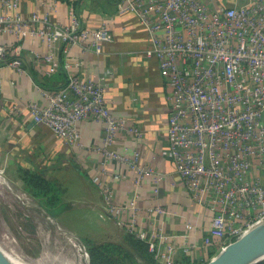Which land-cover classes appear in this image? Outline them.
Listing matches in <instances>:
<instances>
[{
	"label": "built area",
	"instance_id": "2783aa9c",
	"mask_svg": "<svg viewBox=\"0 0 264 264\" xmlns=\"http://www.w3.org/2000/svg\"><path fill=\"white\" fill-rule=\"evenodd\" d=\"M0 3V33L10 34L18 47L26 38L44 43L46 52H36L37 58L48 62L50 69L62 65L69 71L57 88L43 91L46 102H27L34 122L47 126L70 147L99 154L90 174L100 196L95 202L99 216L114 220L154 250L158 229L149 232L137 219L141 210L149 219L168 210L158 201L141 206L138 199L144 179L150 178L157 197L168 174L145 160L136 146L131 151L116 147L121 136L141 139L143 134L107 103L106 74L83 77L70 70L75 64L70 58L73 46L101 53L103 45L113 40L112 31L105 24L85 25L72 4L69 20L62 22L38 10L24 16L20 0ZM120 11L133 13L145 28L149 44L144 52L157 59L169 85L162 153L185 192L211 210L210 233L220 239L222 249L264 222V0L240 5L217 0H124ZM61 42L65 43L62 63L55 55ZM12 48L0 42V61L23 72L22 58L12 57ZM89 117L103 125L99 142L82 136L80 124ZM116 165L124 169H115ZM118 180L133 185L123 204L115 197ZM123 211H128L127 218ZM73 243L89 258L79 239Z\"/></svg>",
	"mask_w": 264,
	"mask_h": 264
},
{
	"label": "crops",
	"instance_id": "0c3cea01",
	"mask_svg": "<svg viewBox=\"0 0 264 264\" xmlns=\"http://www.w3.org/2000/svg\"><path fill=\"white\" fill-rule=\"evenodd\" d=\"M246 1L217 0V3L240 5ZM122 2L124 0H20L19 7L24 16L38 10L53 20L66 22L72 4L85 25L105 24L112 31L114 38L103 45L101 53L82 50L81 45L73 46L69 57L75 64L70 70L83 77L106 74L104 91L107 103L114 113L135 123L143 134L141 139L121 136L116 147L121 151H131L136 146L145 160L168 174L157 197L151 191L150 178L144 179L138 199L141 206L158 201L168 210L155 219L151 218L153 220L141 210L137 219L139 226L149 232L158 229L154 250L151 251L155 264H201L221 250L220 239L210 233L211 210L185 192L173 172L172 163L162 153L167 142L169 85L157 59L146 56L144 52L149 44L145 28L133 13L120 11ZM13 41L10 34L0 33V42L12 45L14 53L10 55H19L24 65L23 72H17L7 61H0V158L3 162L12 163L27 154L33 158L38 148L46 153L55 151L54 158L64 156L62 161L73 162L98 194L90 174L99 154L68 146L47 126L34 122L31 112L25 107L29 101L46 102L43 91L53 90L64 82L68 69L62 65L50 69L48 62L37 58L36 52H46L44 43L26 38L24 45L18 47ZM64 46L65 43L61 42L55 50L60 63L64 57ZM80 130L86 141L99 142L103 125L89 117L81 122ZM115 169L124 168L116 165ZM115 191L116 201L123 204L130 199L133 185L129 180H118ZM122 217L127 218L128 211H123ZM169 245L173 248L170 249Z\"/></svg>",
	"mask_w": 264,
	"mask_h": 264
},
{
	"label": "rangeland",
	"instance_id": "374dc122",
	"mask_svg": "<svg viewBox=\"0 0 264 264\" xmlns=\"http://www.w3.org/2000/svg\"><path fill=\"white\" fill-rule=\"evenodd\" d=\"M37 151L33 158L27 154L12 163L0 158V173L6 181L0 185V244L36 264H90V256L86 259L73 240L79 239L88 252L92 244L117 242L125 247L122 264H153L129 245L126 230L99 216L95 207L98 194L73 162L62 161L64 156L54 158L55 151ZM20 165L56 180L62 199L58 213L47 210L41 199L27 191ZM71 234L78 238H70Z\"/></svg>",
	"mask_w": 264,
	"mask_h": 264
},
{
	"label": "trees",
	"instance_id": "16d2710c",
	"mask_svg": "<svg viewBox=\"0 0 264 264\" xmlns=\"http://www.w3.org/2000/svg\"><path fill=\"white\" fill-rule=\"evenodd\" d=\"M20 177L25 184V188L32 195L41 199L47 210L53 213H58L62 206L61 189L55 179L47 177L45 174L38 170L30 169L19 166ZM127 242L133 248L138 249L141 253L155 263V258L148 248V244L134 236L133 234L126 233ZM125 247L117 242H103L92 244L89 247L90 264H122L123 258L121 253ZM126 252H128L126 250ZM131 256V253H127ZM135 262L137 260L132 257ZM255 264H264V259Z\"/></svg>",
	"mask_w": 264,
	"mask_h": 264
},
{
	"label": "water",
	"instance_id": "95a60500",
	"mask_svg": "<svg viewBox=\"0 0 264 264\" xmlns=\"http://www.w3.org/2000/svg\"><path fill=\"white\" fill-rule=\"evenodd\" d=\"M264 259V222L229 242L201 264H255ZM0 264H12L0 247Z\"/></svg>",
	"mask_w": 264,
	"mask_h": 264
},
{
	"label": "bare ground",
	"instance_id": "6f19581e",
	"mask_svg": "<svg viewBox=\"0 0 264 264\" xmlns=\"http://www.w3.org/2000/svg\"><path fill=\"white\" fill-rule=\"evenodd\" d=\"M5 183V178L1 175L0 173V185L1 183ZM4 188V187H3ZM3 190V189H0ZM14 191V190H13ZM3 192V191H2ZM19 196V195H18ZM52 220V219H51ZM65 231V230H64ZM74 244V243H73ZM1 249L3 250V252L5 253V255L7 256V258L12 262V264H36V262H31L27 260L26 258H24L23 256H20L19 254L15 253L13 250H10L8 248H6L5 246H3L2 244H0ZM80 254V253H79ZM44 255V254H43ZM80 257V256H79ZM29 258V257H28ZM81 258V257H80ZM70 259V258H69ZM76 261V260H75ZM77 262V261H76ZM64 264H69L68 261L65 262Z\"/></svg>",
	"mask_w": 264,
	"mask_h": 264
}]
</instances>
